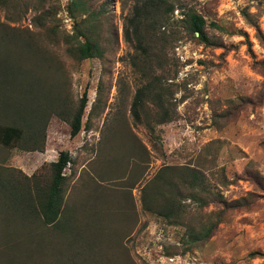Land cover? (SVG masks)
Returning a JSON list of instances; mask_svg holds the SVG:
<instances>
[{
    "label": "rangeland",
    "instance_id": "rangeland-1",
    "mask_svg": "<svg viewBox=\"0 0 264 264\" xmlns=\"http://www.w3.org/2000/svg\"><path fill=\"white\" fill-rule=\"evenodd\" d=\"M56 1L61 28L75 38L71 0ZM85 1L98 14L108 3L105 18L89 20L102 56L79 59L62 44L51 46L64 95L45 151L0 146V158L27 175L50 176L61 151L72 156L62 215L70 227L44 233L52 240L40 238L26 264H264V0H186L205 18L208 42L180 34L167 48L171 63L163 75H175L176 119L156 125L159 140L147 127L156 108L147 104L142 122L133 113L146 82L140 51L124 36L134 0ZM32 17L29 11L12 25L32 28ZM0 21H8L2 9ZM84 92L83 126L72 137ZM182 165L202 169L234 204L193 206L198 218L224 211L214 234L198 244L187 243V227L146 211L141 199L160 169ZM5 244L0 234V253Z\"/></svg>",
    "mask_w": 264,
    "mask_h": 264
},
{
    "label": "trees",
    "instance_id": "trees-1",
    "mask_svg": "<svg viewBox=\"0 0 264 264\" xmlns=\"http://www.w3.org/2000/svg\"><path fill=\"white\" fill-rule=\"evenodd\" d=\"M57 2L0 0V9L8 20L0 21V146L45 151L49 122L59 115V99L64 95L58 66L48 53L51 46L62 44L68 53L79 59L102 56L97 28L89 26V20L91 16L93 20L105 18L108 3L98 14L89 9L85 0H71L69 13L75 20L74 38L61 28ZM176 9H183L182 18H174ZM76 10L81 12L80 20ZM29 11L33 16L32 28L12 25L25 19ZM206 26L205 18L194 7H187L186 0H134L124 36L140 51L146 82L137 90L133 113L142 122L141 111L148 108L147 104L156 108L155 114L147 120V127L157 140L156 125L176 119L175 107L171 104L175 75L170 72L163 75L166 65L171 63L167 48L174 46L180 34L208 42ZM81 36L84 41L79 40ZM135 66L140 70L136 61ZM87 102L88 94L84 92L71 120L72 137L82 129ZM71 162L70 152L61 151L58 159L49 164L50 176L40 172L27 175L0 158V234L6 243L0 253V264H23L24 261L26 264L31 253L38 252L36 242L40 238L52 240L44 233L62 232L64 226L70 227V218L63 219L62 215L69 180L65 171ZM141 199L146 211L187 227L189 244L207 241L223 221L224 213L211 212L198 218L192 214L195 213L193 206L200 209L213 204L226 209L234 207L223 199L202 169L187 165L160 169L143 187ZM9 225L15 227V234Z\"/></svg>",
    "mask_w": 264,
    "mask_h": 264
},
{
    "label": "water",
    "instance_id": "water-1",
    "mask_svg": "<svg viewBox=\"0 0 264 264\" xmlns=\"http://www.w3.org/2000/svg\"><path fill=\"white\" fill-rule=\"evenodd\" d=\"M197 34H199V33H197Z\"/></svg>",
    "mask_w": 264,
    "mask_h": 264
}]
</instances>
